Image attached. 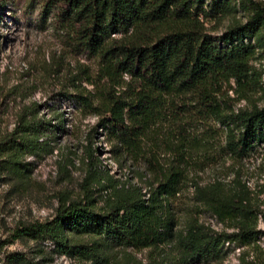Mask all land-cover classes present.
<instances>
[{
	"label": "trees",
	"instance_id": "16d2710c",
	"mask_svg": "<svg viewBox=\"0 0 264 264\" xmlns=\"http://www.w3.org/2000/svg\"><path fill=\"white\" fill-rule=\"evenodd\" d=\"M42 9L69 44L97 61L94 73L78 64L70 74L73 92L63 93L97 117L93 130L103 133L115 160L145 164L136 171L145 188L114 180L106 210L92 208L89 198L61 204L51 220L16 228L13 236L48 238L90 264H109L112 247L148 250L147 261L137 264L217 262L226 242L247 247L240 264H264L247 259L249 248L259 247V210L241 178L244 161L264 144V106L236 108L260 88L251 60L264 45V0H42ZM238 11L243 16L218 39L210 34L208 20ZM31 128L20 119L19 132ZM15 131L0 138L8 170L16 167L10 156L18 149L42 145L17 139ZM93 137L85 147L89 163L98 160ZM213 159L232 161L231 185L218 177L202 184L198 172ZM190 187L221 230L197 215L179 222L172 200ZM70 232L99 241L79 243Z\"/></svg>",
	"mask_w": 264,
	"mask_h": 264
},
{
	"label": "rangeland",
	"instance_id": "374dc122",
	"mask_svg": "<svg viewBox=\"0 0 264 264\" xmlns=\"http://www.w3.org/2000/svg\"><path fill=\"white\" fill-rule=\"evenodd\" d=\"M242 16L241 11L226 13L206 24L210 34L218 39L235 18ZM80 63L88 65L92 73L97 68L95 58L69 44L66 31L58 28L51 14L43 11L42 0H0V138L16 130L17 139L37 138L42 143L18 149L16 155L10 156L17 162L11 170L3 161L9 154L0 152V264H90L60 252L48 238H15L13 233L16 228L36 221H49L61 204L84 198L91 199L95 210H106L114 180L118 185L120 181H128L145 188L136 172L144 170L145 164L131 160L120 164L115 160L103 133L100 129L97 133L93 130L97 117L63 93L73 92L70 74ZM251 64L261 74L260 88L250 100L239 101L236 108L264 106V45H257ZM82 84L91 88L85 82ZM230 94L235 96L232 90ZM21 118L32 125L27 133L17 129ZM90 133H94L92 149L96 148L98 157L91 163L85 153ZM216 140L223 143V137ZM222 162L214 163L213 159L205 163V170L198 172L202 184L217 177L232 184V161L228 159L225 165ZM244 162L241 178L249 185L259 210V247H250L247 259L254 256L263 259L264 144ZM172 207L182 225L189 216L197 215L201 222L218 230L223 228L205 206L196 205L192 187L172 200ZM69 238L83 244L99 241L97 236L84 233L70 232ZM244 250L246 246L226 242L222 260L201 264H240ZM107 253L109 264H137L147 261L149 251L112 247Z\"/></svg>",
	"mask_w": 264,
	"mask_h": 264
}]
</instances>
